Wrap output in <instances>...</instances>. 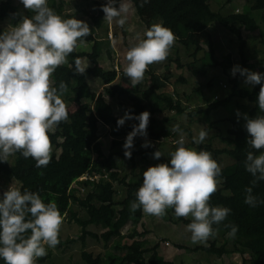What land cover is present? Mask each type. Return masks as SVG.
I'll return each mask as SVG.
<instances>
[{
	"label": "trees",
	"instance_id": "1",
	"mask_svg": "<svg viewBox=\"0 0 264 264\" xmlns=\"http://www.w3.org/2000/svg\"><path fill=\"white\" fill-rule=\"evenodd\" d=\"M210 1L212 0H156L153 7L154 16L161 18L162 25L174 32L177 37L175 42L183 48L187 58H190L186 62L187 69L193 74L200 72L203 75L211 67H220L227 77L226 83L229 86L226 96L208 103L207 107L199 110L198 113L206 118L212 111L230 106L231 116L228 119L230 125L227 134L232 139L231 145L211 148L210 145L199 144L197 147L210 151L215 160L220 156L232 159L231 163L222 166V183L210 200L211 206L227 207L231 209V213L221 224L213 225L218 231L215 237L209 239L208 245L198 246L196 249L219 257L239 254L240 264H264V203L253 208L244 202L245 189L248 187H252L253 195L258 200L264 201V181H258L253 186L252 181L255 178L245 170L244 166L249 151L254 155L264 153V149L257 151L247 144L250 136L245 128L244 119V114L249 118L264 115L257 104L261 85H241L238 80L239 72L229 76L230 57L227 56L224 61L216 60L209 30L211 24L217 23L232 34L237 41L238 66L247 68L250 56L247 53V38L244 37L243 31L253 32L259 26L250 15V6L247 11L223 17L219 11L212 10ZM221 1L229 3L232 0ZM248 1L250 0H246V3ZM67 2L68 0H48V6L62 19L83 14L93 20L98 16L100 20L105 21L101 9L107 0H76L75 10L72 12L65 11ZM254 2L262 11L261 22L264 24V0ZM164 5L170 19L164 16ZM116 6H119V0ZM33 15L31 10H26L25 16L31 18ZM7 17L14 27L22 21L23 15L14 0H4L0 3V20ZM96 26L100 27V24L96 23ZM3 32L4 29L0 28V34ZM96 35V33L91 34L83 41L90 43L89 50L81 49L79 46L81 42H78L77 48L67 58L68 63L58 67L51 77L53 86L58 90L61 81L67 84L68 91L62 96L67 109L71 103L77 105L73 111L68 109V120L61 122L53 132L49 133L53 149L51 162L46 167L37 168L34 159L31 157L25 159L20 152H16L9 157L8 162H0V176L7 177L9 181L13 180L17 185L16 189L22 193L24 190L38 192L45 203L55 202L63 216L69 214L70 220L82 227L79 235L82 243L85 235L89 234L96 240H101L106 249L108 244L117 238L112 251L94 254L83 249L80 257L85 264H171L157 251L158 243L149 246L145 239L134 237L135 231L123 242L119 237L121 229L128 222L136 223L142 218V209L132 212L130 205L136 200V193L142 185L143 172L159 163L170 165V154L179 147L178 142L172 143V140L179 138L178 132L172 131L173 126L178 122L168 115L158 117L157 114L172 112L177 116L192 115L186 113L188 106L177 90L168 92L165 89L170 82L173 84L186 82L183 74L170 69L172 63L176 70L181 68L178 49L174 47L175 45L170 49L174 51V57L169 53L164 64V74H157L153 65H150L145 73L149 78L150 86L142 88L139 83L133 88L129 78L124 76L123 70L105 69L100 65ZM200 51L203 52L202 56H198ZM76 58H84L90 63L84 75L75 72ZM89 77L102 82L103 92L96 93L92 90L88 82ZM122 82H125L126 86L122 85ZM211 83L209 81L207 86ZM199 90L200 88H193V91ZM105 95L133 117L139 116L144 111L150 113L147 136L137 135L134 138L130 159L124 155L123 145L127 135L133 130V125H138L139 121L132 119L118 127L117 120L120 117L115 114L112 104ZM184 97L187 100L190 94H184ZM237 110L241 114L239 119ZM99 124L109 129L111 141L108 153L101 148ZM179 126L183 132L191 135L188 126L180 124ZM146 141L150 142L151 146L141 147ZM164 141L170 143L168 148L164 147ZM93 146L95 152L92 150ZM158 149L163 156L157 160L153 158V154ZM85 174L88 177L81 181L86 190H89L86 195L79 197L70 186ZM94 174L100 176L96 180H91L89 176ZM2 196L0 194V198ZM73 206L83 210L85 216H78ZM171 211L174 213L173 208ZM177 220L186 225L192 222L190 217H177ZM90 224L103 228V231L98 234L86 230ZM226 225L238 226L235 238L228 236L231 228ZM219 237H228V240L218 244ZM74 241L73 238L60 240L61 243ZM46 256L38 259L37 264H42ZM0 264H4L2 259Z\"/></svg>",
	"mask_w": 264,
	"mask_h": 264
},
{
	"label": "clouds",
	"instance_id": "2",
	"mask_svg": "<svg viewBox=\"0 0 264 264\" xmlns=\"http://www.w3.org/2000/svg\"><path fill=\"white\" fill-rule=\"evenodd\" d=\"M107 0L102 6L104 20L123 28L127 21L130 4L127 0ZM149 0H141V7ZM26 10L34 15L24 16L11 31L0 34V162H8L16 152L36 161L37 168L46 167L52 159V142L49 136L55 128L69 118L66 103L62 99L68 91L67 84L60 82L59 90L53 86L51 77L55 70L68 63L78 42L92 34L87 22L76 18L62 19L48 6V0H21ZM138 43L126 52L127 66L123 69L134 88L144 80L149 66L167 59L177 37L174 32L155 23L144 32ZM75 72L84 75L88 63L82 66L80 58L74 61ZM245 77V83L261 85L257 104L264 112V74L234 66ZM240 112L237 110L239 119ZM136 119L138 125L127 135L123 145L124 155L131 158L134 138L147 136L150 113L144 111L133 117L128 112L117 120L123 126L126 120ZM245 128L250 136L247 144L252 149H264V115L249 118L244 114ZM180 133L179 147L170 154V165L159 163L143 172V182L136 193L130 210L137 209L148 215L163 217L166 210L174 209L176 217H192L186 231L191 233L194 244H204L215 237L219 225L226 220L231 209L211 206L212 195L222 183V167L208 151L189 149L184 146L183 130L179 124L172 128ZM208 136L202 127L193 143L199 145ZM146 141L141 147H149ZM158 149L153 158L160 159ZM245 170L258 181H264V153L254 155L249 151L244 162ZM245 203L256 207L264 201L253 195L252 187L245 189ZM64 221L55 202L45 203L38 192L23 193L9 187L0 198V259L4 264H37L45 257L47 248L59 243V233ZM235 238L238 226L226 225ZM30 233V234H29ZM47 246V248H46Z\"/></svg>",
	"mask_w": 264,
	"mask_h": 264
},
{
	"label": "rangeland",
	"instance_id": "3",
	"mask_svg": "<svg viewBox=\"0 0 264 264\" xmlns=\"http://www.w3.org/2000/svg\"><path fill=\"white\" fill-rule=\"evenodd\" d=\"M2 1L4 0H0V3ZM254 1L255 0H250L248 3H246V0H232L229 3H222L223 1L221 0H212L210 1V5L212 10L219 11L223 17L247 11L250 6V15L255 19L259 27L253 32L246 30L243 31L244 37L247 38V53L250 56L247 69L252 72L264 74V24L261 22L262 11L258 8L257 3ZM14 2L16 5H18L24 17L26 9L23 7L21 0H14ZM75 2L76 0H68L65 11H74ZM127 2L130 4V10L127 14L128 18L123 28L118 26L115 21L110 25L107 21L100 20L98 16H96L94 20L83 14H77L73 17L87 22L91 32L97 34L98 59L100 65L105 69L115 68L119 71L123 70L128 63L126 60L127 50L139 42L137 35L139 34V37L143 39L145 38L144 32L153 24H162V19L154 16V0H149L148 3L143 5V7H141V0H127ZM163 8L165 18L170 19V16L166 11V5H164ZM87 9L89 8L87 7ZM96 23H99L100 27H97ZM0 28L4 29V31H11L14 26L10 23V19L7 17L4 20H0ZM209 30L211 32L214 46V57L218 61H224L225 58L229 56L231 65L228 69V74L229 76H234L232 74V69L234 66L239 65L237 41L232 34L227 32L217 23L211 24ZM109 34L112 35L111 38H109ZM179 35L182 36L181 32H179ZM174 45V47L178 49L181 59V68L176 70L175 65L172 63L170 69L171 71H176L180 74H183L186 82H178L174 84L170 82L167 84L165 89L168 92L177 90L183 102L188 106L186 113H192V115L191 117L187 114L177 116L172 112H164V114H157L158 117H161V115H168L174 118L178 124L188 126L190 128V136L186 132H183L185 134L184 146L186 148L195 149L196 151L203 150L198 148L197 144L193 143V137L198 136L202 127L207 130L208 136L206 140L201 143V145H210L211 148L229 147L231 145L232 139L227 134V128L230 125L228 119L231 116V107L218 108L217 110L212 111L206 118L204 115L198 113L199 110L205 109L208 103H211L217 99H221L228 94L229 86L226 83L227 77L222 73V69L220 67H211L207 73L203 75L200 72L193 74L186 67V62L189 61L190 58H187L183 48L177 42H175ZM79 46L81 49L89 50L90 43L82 42L79 43ZM170 54L172 57H174L173 50H170ZM202 55L203 52L200 51L198 56ZM81 61L82 66L87 63L88 66L90 65L89 61L84 58L81 59ZM165 63L166 60L152 64L154 71L157 74H164ZM144 78L145 80L141 82V85L142 88H147L150 86V81L146 74ZM238 80L241 85L252 86L251 84L245 83V77L241 75L238 77ZM209 81L212 83L210 86H207ZM88 82L93 91L96 93L103 92V84L100 80L89 77ZM122 85L126 86V83L122 82ZM193 88H200V90L193 91ZM184 94H190V98L186 100ZM105 97L112 104L115 114L120 118L124 117L125 112L116 104V102L110 99L109 96L105 95ZM76 108L77 105L74 103H71L68 106L70 111H73ZM129 121H132V119L126 120L125 123ZM98 134L100 137L99 141L101 143L102 150L105 153H108L111 141L108 127L99 124ZM177 136L180 138V133H177ZM163 145L165 148H168L170 143L168 141H164ZM92 150L95 152V146L92 147ZM216 161L222 167L225 164L231 163L232 159L227 156H220ZM82 181L74 182L73 187L71 188L79 197L86 195L87 191L89 190H86V187L85 189L82 188ZM9 187L16 189L17 185L13 180L9 181L7 177L0 176V194L3 195V192ZM73 209L77 210L78 216H85L84 211L80 208L78 209L77 206H73ZM186 226V224L177 220V217L171 211V208H169V211H166V214L163 217H155L143 212L140 221L136 223L130 221L121 229V236L119 238L123 242L125 239H129V236L135 231V234L133 233L134 237L141 240L145 239L149 246L158 243L157 251L165 260L170 261L171 264L241 263V256L236 253L229 257H219L213 254L208 255L201 250H197L196 247L202 246L204 244L192 243L191 233L186 231ZM86 230L100 234L103 231V228L94 224H90L86 227ZM81 232L82 227L75 221L70 220L69 214H65L59 233V239L64 241L66 239L73 238L75 241L72 243L60 242L54 249L47 248L46 246L48 256H46V259L42 264H85L80 257L83 249L86 251H92L94 254L113 250V246L117 238L113 239L105 249L101 240H96L89 234L85 235L84 243H82V241L79 239ZM225 240H228V237H219L217 239V243L221 244Z\"/></svg>",
	"mask_w": 264,
	"mask_h": 264
},
{
	"label": "built area",
	"instance_id": "4",
	"mask_svg": "<svg viewBox=\"0 0 264 264\" xmlns=\"http://www.w3.org/2000/svg\"><path fill=\"white\" fill-rule=\"evenodd\" d=\"M111 37H112V35L109 34V38H111ZM179 139H180V138L172 140V143H177V142L179 141ZM99 176H100V175L94 174V175L89 176V178H90L91 180H96V179L99 178ZM87 177H88V175L85 174L83 177H80L77 181H81V180H83V179H86ZM75 182H76V181H75ZM72 187H73V183H72V186H70V189H71ZM82 188L85 189V186H82Z\"/></svg>",
	"mask_w": 264,
	"mask_h": 264
},
{
	"label": "crops",
	"instance_id": "5",
	"mask_svg": "<svg viewBox=\"0 0 264 264\" xmlns=\"http://www.w3.org/2000/svg\"><path fill=\"white\" fill-rule=\"evenodd\" d=\"M154 1H156V0H154ZM92 34H95V33H92ZM97 40H98V38H97Z\"/></svg>",
	"mask_w": 264,
	"mask_h": 264
}]
</instances>
